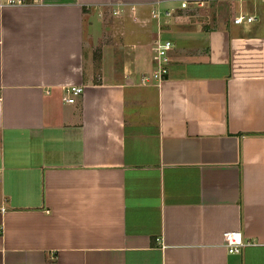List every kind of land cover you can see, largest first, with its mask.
<instances>
[{
	"label": "crops",
	"instance_id": "obj_1",
	"mask_svg": "<svg viewBox=\"0 0 264 264\" xmlns=\"http://www.w3.org/2000/svg\"><path fill=\"white\" fill-rule=\"evenodd\" d=\"M23 1L0 0V264H264L262 0Z\"/></svg>",
	"mask_w": 264,
	"mask_h": 264
},
{
	"label": "built area",
	"instance_id": "obj_2",
	"mask_svg": "<svg viewBox=\"0 0 264 264\" xmlns=\"http://www.w3.org/2000/svg\"><path fill=\"white\" fill-rule=\"evenodd\" d=\"M7 3H22L23 0H5ZM264 3V0H262ZM181 6L185 5V1L180 2ZM167 13V12H166ZM153 15H157L158 11H152ZM254 14H241L237 13L233 16V22L239 23L244 21H252L254 20ZM172 46V42L169 38H160L155 37L152 40V44L150 46L151 50L154 54L153 65L148 74L143 75V79H146L147 82H150L154 85H158L161 80H163L168 71V63H169V49ZM81 85H71L67 88L68 95L66 96V101H73L74 97L81 92ZM222 243L228 252H238L241 246L244 244V240L242 234L237 229L225 230L222 233Z\"/></svg>",
	"mask_w": 264,
	"mask_h": 264
},
{
	"label": "rangeland",
	"instance_id": "obj_3",
	"mask_svg": "<svg viewBox=\"0 0 264 264\" xmlns=\"http://www.w3.org/2000/svg\"><path fill=\"white\" fill-rule=\"evenodd\" d=\"M164 36V35H163Z\"/></svg>",
	"mask_w": 264,
	"mask_h": 264
}]
</instances>
